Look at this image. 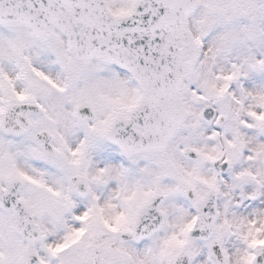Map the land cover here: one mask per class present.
Masks as SVG:
<instances>
[{
  "label": "snow or ice",
  "instance_id": "1",
  "mask_svg": "<svg viewBox=\"0 0 264 264\" xmlns=\"http://www.w3.org/2000/svg\"><path fill=\"white\" fill-rule=\"evenodd\" d=\"M0 264H264V0H0Z\"/></svg>",
  "mask_w": 264,
  "mask_h": 264
}]
</instances>
